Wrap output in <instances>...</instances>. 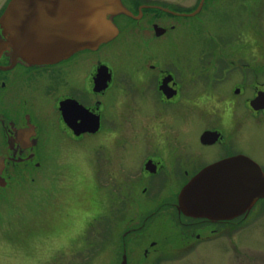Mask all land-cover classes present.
Returning <instances> with one entry per match:
<instances>
[{
  "label": "flooded vegetation",
  "instance_id": "obj_1",
  "mask_svg": "<svg viewBox=\"0 0 264 264\" xmlns=\"http://www.w3.org/2000/svg\"><path fill=\"white\" fill-rule=\"evenodd\" d=\"M176 1L121 0L114 38L56 63L0 49V200L47 181L53 136L94 137L82 165L108 190L58 241L88 245L99 226L108 247L35 264H264V0ZM81 111L93 131L75 129ZM206 167L207 199L236 202L186 213L180 192Z\"/></svg>",
  "mask_w": 264,
  "mask_h": 264
},
{
  "label": "rangeland",
  "instance_id": "obj_2",
  "mask_svg": "<svg viewBox=\"0 0 264 264\" xmlns=\"http://www.w3.org/2000/svg\"><path fill=\"white\" fill-rule=\"evenodd\" d=\"M191 21L176 18L179 24ZM181 39L188 44L187 33ZM93 138L88 136L79 142L61 136L49 138L47 181L38 176L34 183L10 190L4 201L0 200V264H35L51 256L87 257L99 247H108L109 239L99 226L88 230V245L82 243L81 237L64 245L67 247L58 243L70 217L82 214L80 211L96 201L107 203V186L95 184L90 179L92 172L82 165L91 160ZM103 253L101 249L100 255L107 256ZM218 257L222 258L221 253Z\"/></svg>",
  "mask_w": 264,
  "mask_h": 264
},
{
  "label": "water",
  "instance_id": "obj_3",
  "mask_svg": "<svg viewBox=\"0 0 264 264\" xmlns=\"http://www.w3.org/2000/svg\"><path fill=\"white\" fill-rule=\"evenodd\" d=\"M121 13H129L121 0H9L0 15L4 36L0 49L10 50L28 64L56 63L80 50H95L114 38L118 29L113 17ZM80 116V128L75 129L93 131L92 117L83 111ZM245 169L247 172L250 167L245 165ZM211 171V167L202 169L181 190L179 202L186 213L205 214L210 202H236V199H207L206 180ZM248 183L245 179L246 194L242 201L246 205L256 198L255 191L247 190Z\"/></svg>",
  "mask_w": 264,
  "mask_h": 264
}]
</instances>
